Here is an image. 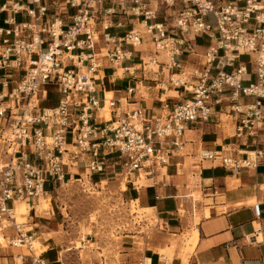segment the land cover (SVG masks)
<instances>
[{
  "label": "built area",
  "instance_id": "2783aa9c",
  "mask_svg": "<svg viewBox=\"0 0 264 264\" xmlns=\"http://www.w3.org/2000/svg\"><path fill=\"white\" fill-rule=\"evenodd\" d=\"M15 14L23 7L8 6ZM34 5L41 0H32ZM75 11L67 29L59 18L44 21L48 7L28 11L35 21L19 25L13 17L0 28V231L12 229L14 247H26L30 264H46L32 250L33 237L15 217L16 204L34 202L48 188L100 177L141 179L156 175L184 148L189 126L210 123L228 92L239 118L236 136L254 140L238 156L204 151V159H219L224 169L240 175L264 167V0H63ZM118 16V19L115 17ZM133 20L143 31L130 30L120 40L132 48L148 36L157 53H164L171 69L185 47L195 52L187 36L203 37L209 44L201 56L203 71L181 73L170 84L188 93L181 103H167V113L147 117L143 109L124 111L120 102L97 96L99 65L93 53L100 35ZM213 18L214 25L210 18ZM106 43H115L103 34ZM80 52L79 54H75ZM111 61L127 57L120 46L109 52ZM243 57L247 61H236ZM144 63L143 71L156 60ZM231 68L229 71L226 68ZM218 71L215 77L211 72ZM127 71V69H125ZM253 76L245 85L248 76ZM60 95L54 107L41 106L46 89ZM128 89V94L135 93ZM244 96L251 102L241 105ZM106 110L99 118L100 110ZM113 118H107V115ZM83 164L85 172H71ZM257 218L260 204L254 205ZM5 223H7L5 225ZM24 261V256H22Z\"/></svg>",
  "mask_w": 264,
  "mask_h": 264
},
{
  "label": "crops",
  "instance_id": "0c3cea01",
  "mask_svg": "<svg viewBox=\"0 0 264 264\" xmlns=\"http://www.w3.org/2000/svg\"><path fill=\"white\" fill-rule=\"evenodd\" d=\"M5 2L0 0V28L8 27L6 20L10 17L19 25L34 22L28 11H37L40 5L47 6L49 10L44 21L59 18L65 29L70 26L75 13L65 7L63 0H41L39 5H34L32 0H12L8 6L18 3L23 7L17 14L10 7L2 11ZM100 19L95 24V31L100 37L93 53L99 65L95 77L96 94L101 100L107 96L120 102L124 111L140 108L147 117H153L166 114L168 102L181 103L189 96L171 85L170 78L184 73L188 79L195 81L196 78L189 75L195 70L203 71L201 56L209 41L203 37L187 36L195 52L185 47L177 58L182 64L181 68L171 69L167 56L153 49L148 36H143L142 44L136 48L119 43L128 31H143L136 21L133 20V25L125 23L120 28L113 25L106 31ZM103 34H109L115 43H106ZM117 46L128 58L120 62L111 61L109 52ZM150 60H156L158 65L150 64L147 66L148 72H144L143 62L149 63ZM230 69L226 68L227 71ZM217 73L214 69L211 77ZM2 74L0 72V76ZM124 80V86L119 85ZM250 80H254L252 75L247 77L244 84L248 85ZM130 88H135V93L128 94ZM46 91L41 106L54 107L45 104L51 102L50 94L57 91L52 87ZM222 99L210 123L188 127L183 138L184 148L168 166L149 178H132L129 181L130 201L135 213L139 211L138 215L142 218L156 217L158 226L153 236L146 239L142 251L135 252L138 247L132 244L125 247L127 252L121 255L122 264H264V167L243 170L240 175H235L224 169L219 159L202 157L204 151L238 156L248 146L254 145V140L236 136L239 118L232 109L235 102L231 94L228 92ZM247 99L252 101L242 96L238 103L247 104L249 102L244 101ZM106 113L109 112L100 110L99 118H104ZM110 117L113 118V115H107V118ZM71 172L74 178L83 175L84 165L77 164ZM48 189L44 196L55 190L53 187ZM194 193H200V201L192 200ZM42 199L22 202L25 205L21 210L22 218L27 216L23 228H29V235L36 243L35 255H41L46 264H65L64 253L71 249L65 250L64 238L55 236L59 235L61 224L55 212L43 213L51 209V199H45L48 202L45 209H42ZM184 201L186 215L181 212ZM255 204H260V218L255 215ZM132 237L144 239L142 236ZM5 261L14 264L13 258H6L0 253V262L5 264ZM26 264H30V261ZM101 264H104L103 260Z\"/></svg>",
  "mask_w": 264,
  "mask_h": 264
},
{
  "label": "rangeland",
  "instance_id": "374dc122",
  "mask_svg": "<svg viewBox=\"0 0 264 264\" xmlns=\"http://www.w3.org/2000/svg\"><path fill=\"white\" fill-rule=\"evenodd\" d=\"M210 22L214 25L212 17ZM243 59L248 60V58ZM125 83V80L120 81L119 85L124 86ZM49 98L51 102L45 104L48 107L55 106L60 96L53 92ZM244 101L250 102L248 99ZM98 177H94L96 179L94 182L88 179L85 184L72 182L62 187L58 186L53 193L41 197L42 209L48 204L45 199L48 197L51 199V209L43 213L55 212L61 223L59 235L55 234V236L64 238L65 250L71 249L64 253L65 264H101L102 260L104 264H122L121 255L127 252L125 247L132 244L138 247L135 252L142 251L146 239L151 238L157 229L156 217L142 218L138 215L139 211L135 213L130 201V177L123 179L111 174L109 177H100L105 179L103 183H100ZM193 196L192 200L196 199V202L201 200L200 193H194ZM185 205L184 201L181 207L183 215L187 214ZM24 206L22 202L17 203L16 206L15 217L19 223L26 221L27 216L22 218L21 215ZM28 231L29 228H24L25 233ZM14 235L12 229L0 231V253L6 258H13L14 264H26L30 261V252L26 247H14L10 244V239ZM132 236H142L144 239ZM35 244V242L32 244L33 252H35ZM22 256L25 257L24 261L20 260ZM132 257L134 258V255ZM5 264L10 262L5 261Z\"/></svg>",
  "mask_w": 264,
  "mask_h": 264
},
{
  "label": "bare ground",
  "instance_id": "6f19581e",
  "mask_svg": "<svg viewBox=\"0 0 264 264\" xmlns=\"http://www.w3.org/2000/svg\"><path fill=\"white\" fill-rule=\"evenodd\" d=\"M144 177L142 176V179H143ZM16 206H17V204H16ZM18 215V214H17ZM15 216H16V209H15ZM34 242V241H33ZM33 244V243H32ZM35 246V245H34ZM32 249H33V247H32ZM34 251H35V247H34ZM20 260H21V257H20Z\"/></svg>",
  "mask_w": 264,
  "mask_h": 264
}]
</instances>
